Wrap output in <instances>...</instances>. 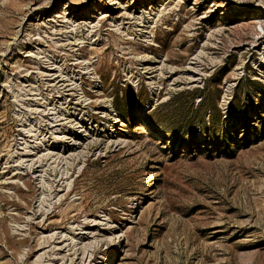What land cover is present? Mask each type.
<instances>
[{
	"label": "rangeland",
	"instance_id": "374dc122",
	"mask_svg": "<svg viewBox=\"0 0 264 264\" xmlns=\"http://www.w3.org/2000/svg\"><path fill=\"white\" fill-rule=\"evenodd\" d=\"M0 264H264V0H0Z\"/></svg>",
	"mask_w": 264,
	"mask_h": 264
},
{
	"label": "trees",
	"instance_id": "16d2710c",
	"mask_svg": "<svg viewBox=\"0 0 264 264\" xmlns=\"http://www.w3.org/2000/svg\"><path fill=\"white\" fill-rule=\"evenodd\" d=\"M204 105H205V100H204V98H203L202 101H201V105H200V107L203 109ZM210 111H213V109L210 110ZM212 120H213V119H212Z\"/></svg>",
	"mask_w": 264,
	"mask_h": 264
},
{
	"label": "bare ground",
	"instance_id": "6f19581e",
	"mask_svg": "<svg viewBox=\"0 0 264 264\" xmlns=\"http://www.w3.org/2000/svg\"><path fill=\"white\" fill-rule=\"evenodd\" d=\"M65 78V77H64ZM56 124V123H55ZM38 163V162H37ZM41 165V164H40ZM37 166V165H36Z\"/></svg>",
	"mask_w": 264,
	"mask_h": 264
}]
</instances>
